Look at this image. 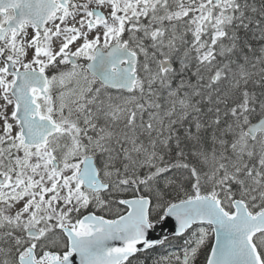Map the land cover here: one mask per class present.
<instances>
[{"label":"snow or ice","instance_id":"1","mask_svg":"<svg viewBox=\"0 0 264 264\" xmlns=\"http://www.w3.org/2000/svg\"><path fill=\"white\" fill-rule=\"evenodd\" d=\"M0 264H264V0H0Z\"/></svg>","mask_w":264,"mask_h":264}]
</instances>
